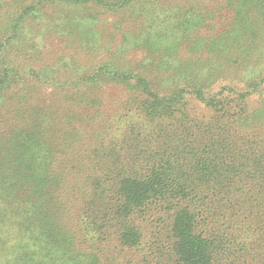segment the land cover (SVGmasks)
Returning a JSON list of instances; mask_svg holds the SVG:
<instances>
[{"label": "trees", "instance_id": "1", "mask_svg": "<svg viewBox=\"0 0 264 264\" xmlns=\"http://www.w3.org/2000/svg\"><path fill=\"white\" fill-rule=\"evenodd\" d=\"M104 3L132 23L124 47L54 86L62 108L34 82L27 125L0 135V264H130L118 256L149 250V228L175 264H264V0ZM124 51L260 74L244 93L168 96ZM108 85L127 92L120 115Z\"/></svg>", "mask_w": 264, "mask_h": 264}, {"label": "rangeland", "instance_id": "2", "mask_svg": "<svg viewBox=\"0 0 264 264\" xmlns=\"http://www.w3.org/2000/svg\"><path fill=\"white\" fill-rule=\"evenodd\" d=\"M104 2L0 0V135L7 136L27 125L31 115V102L27 99H30L28 93L32 91L34 82L42 87L37 90L35 101L50 102L62 108L63 104L50 97L56 88L54 86L76 81L84 72L97 68L108 54L124 47L121 33L134 30L132 23L125 24V18L117 15L113 5ZM201 3L215 10L222 8L223 0H201ZM225 17L223 14L222 21ZM215 28L220 29V20L215 22ZM85 32H89L97 42L91 35L90 38L85 37ZM123 53L128 54L126 51ZM147 55L141 51L131 52L127 61L130 60L132 65L141 61V66H145V78L168 96L179 90L195 88L201 90L204 99L219 94L223 88L244 93L252 89L260 74L253 71L241 74L235 66L223 68L220 64L197 70L187 63L166 61L165 55ZM147 62H150L149 67ZM103 91L108 103L106 108L112 110V114L116 111V115H120L119 109L127 92L121 86L113 85L105 86ZM147 232L148 237L152 235L149 252L135 254L125 251L118 256L117 262L126 263L131 258L130 264H175L173 256L156 244L161 238L156 234L163 230L149 228ZM6 237L10 238L9 246H16L19 235ZM31 239L28 233L21 243L37 250V244ZM108 256L105 258L110 259V252ZM102 262L104 264L105 260Z\"/></svg>", "mask_w": 264, "mask_h": 264}]
</instances>
